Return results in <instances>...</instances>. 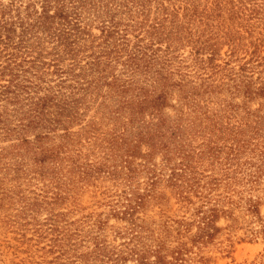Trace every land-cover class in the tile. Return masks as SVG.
Returning a JSON list of instances; mask_svg holds the SVG:
<instances>
[{
    "label": "rangeland",
    "instance_id": "rangeland-1",
    "mask_svg": "<svg viewBox=\"0 0 264 264\" xmlns=\"http://www.w3.org/2000/svg\"><path fill=\"white\" fill-rule=\"evenodd\" d=\"M0 8V264H264V0Z\"/></svg>",
    "mask_w": 264,
    "mask_h": 264
},
{
    "label": "trees",
    "instance_id": "trees-1",
    "mask_svg": "<svg viewBox=\"0 0 264 264\" xmlns=\"http://www.w3.org/2000/svg\"><path fill=\"white\" fill-rule=\"evenodd\" d=\"M43 13L41 14H39V15H37V17H36V19H35V23L34 24H32V26H38V27H40V28H42V29H47L48 28V24L50 23V22H47L48 21V19L51 17V14H49L48 12H47V6L46 5H43ZM3 9L2 8H0V13H1V11H2ZM0 27L1 28H3L4 30L5 29H7V31L8 32H11V27H8L7 26V22H2V25H0ZM40 100H42L41 102L40 101H36V102H34V104H33V107H44L45 106V104H46V100L44 99H40Z\"/></svg>",
    "mask_w": 264,
    "mask_h": 264
}]
</instances>
